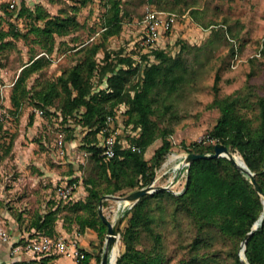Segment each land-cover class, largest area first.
<instances>
[{
	"label": "rangeland",
	"instance_id": "1",
	"mask_svg": "<svg viewBox=\"0 0 264 264\" xmlns=\"http://www.w3.org/2000/svg\"><path fill=\"white\" fill-rule=\"evenodd\" d=\"M120 1L121 30L105 36L107 0H0V35L3 34L0 38V225L8 231L26 229L37 214L56 206L57 223L71 229L77 224L75 213L88 214L72 208V203L86 200L88 186L84 178L96 176L93 162L83 155L84 142L92 140L93 134L80 123L79 115L63 118L59 98L54 99L48 110L30 98H24L18 109L12 105L13 83L31 58L46 59L40 69L25 79L26 87L33 90L82 60L87 49L97 43L99 50L94 57L99 64L104 62L105 52L111 53L115 60L118 56H132L138 69L126 83L131 88L140 79L143 66L154 59L139 43L146 8L176 13V23L163 33L157 46L171 55L181 53L186 79L176 92L155 103L158 110L152 118L170 131L173 145L150 181L154 185L169 184L173 190L182 189L185 183L186 168L182 160L188 153L187 147L202 139L214 142L207 139V132L220 115L215 98L234 97L242 113L251 117L258 114L256 100L264 96V0ZM38 6L50 15H74L78 21L68 34L56 36L51 52L45 51L34 32L28 31L31 18L25 8ZM11 31L20 35L14 37ZM183 43L186 47L182 49ZM216 77L217 90L213 86ZM106 79L107 74L93 77V91L106 87ZM39 109L44 112L39 114ZM160 143L161 137L147 147L146 159L150 160ZM180 161L183 166L176 167L175 163ZM98 179V185L103 187L105 181L102 177ZM64 185H74L70 198L57 193L58 187ZM135 189L124 187L102 196H125ZM130 207L131 203L124 206V200L115 197L104 198L102 203V210L111 221L122 214L118 231L124 229L127 217L123 218V214ZM152 213L155 230L161 233L160 246L153 248V238L144 231L135 248L146 255L148 251L158 250L161 261L152 264H193L190 261L193 252L187 244L192 233L186 219L173 218L165 204L163 209L154 206ZM93 235L82 233L87 243L84 249L92 251L94 257L102 256L105 236L101 241ZM203 237L206 243L198 256L208 258L200 264H234V253L239 254L242 241L225 237L215 229L205 231ZM118 243L120 256L125 251L120 231ZM94 257L92 264H99ZM66 263L67 259L58 264Z\"/></svg>",
	"mask_w": 264,
	"mask_h": 264
},
{
	"label": "trees",
	"instance_id": "2",
	"mask_svg": "<svg viewBox=\"0 0 264 264\" xmlns=\"http://www.w3.org/2000/svg\"><path fill=\"white\" fill-rule=\"evenodd\" d=\"M107 4L109 13L104 21L105 36L118 33L122 26L121 1L107 0ZM25 11L31 18L28 31L37 35V41L47 52L52 51L56 36L68 34L78 25L74 15H50L40 6L34 9L27 7ZM11 34L16 37L20 32L11 31ZM2 37L3 34L0 35ZM185 47L183 43L181 48ZM98 50L99 44H92L82 60L33 90L26 87L25 79L29 73L40 69L46 59L42 56L31 58L28 64L22 66L13 83L10 98L16 109L24 98H30L34 104L48 110L54 99L59 98V109L65 120L79 115L80 123L93 134L92 140L84 142V152H87L85 158L93 162V172L96 174L84 178L88 186L86 200L72 203V208L88 211L87 215L75 213L77 224L72 225L71 229L65 227L64 223L58 224V206L50 207L37 214L26 229L18 230V241L61 234L59 226L68 235L92 229L103 241L107 226L97 212L102 194L114 193L124 187L140 188L150 183L173 145L170 131L161 128L152 114L158 110L155 103L176 92L186 79L187 70L181 53L171 55L158 46L146 50L154 59L143 66L140 79L127 88V81L138 69L132 56H118L115 60L111 53L105 52L104 62L99 64L94 57ZM99 74H107V85L93 91L92 78ZM217 82L218 77L213 85L216 90ZM214 102L219 106L220 115L207 132V139H214V142H206V139L193 141L187 151L211 152L215 143H224L231 152L241 155L248 168L254 172L255 180L264 194V96L257 98L258 114L253 117L239 110L238 99L234 97L215 98ZM118 110L123 118L115 155L105 158L99 154V131L105 124L106 115L117 113ZM159 137L161 143L154 149L150 160L146 159L144 154L147 147ZM100 177L105 181L103 187L97 183ZM263 199L256 185L250 181V175L227 157L194 159L188 166L182 192L155 190L141 196L124 211L123 218L127 217V223L119 231L125 251L117 257L116 264H127L133 260L136 261L133 264L161 261L162 255L158 250L154 253L148 251L146 255L135 248V242L144 231L153 238V248L160 246L161 233L154 227V206L163 209L165 204L173 218L179 216L186 219L191 227L188 231L192 233V238L187 242L189 250L193 252L190 261L200 264L206 263L208 258L198 256L199 249L206 243L204 232L215 229L225 237L242 241L263 214ZM83 250L85 256L81 264H92L93 252ZM244 253L249 264H264V217L246 237ZM51 254L56 253L34 254L27 262L13 264H48L46 260ZM94 258L99 263L101 255ZM234 264H242L237 251L234 253Z\"/></svg>",
	"mask_w": 264,
	"mask_h": 264
},
{
	"label": "built area",
	"instance_id": "3",
	"mask_svg": "<svg viewBox=\"0 0 264 264\" xmlns=\"http://www.w3.org/2000/svg\"><path fill=\"white\" fill-rule=\"evenodd\" d=\"M14 6V3H10ZM185 16V14L183 15ZM177 14L173 12H164L162 10H156L146 8L144 16L141 19L142 23V35L140 37V45L143 49L149 50L156 47L158 39L162 33L169 30L177 20ZM39 114L43 113L42 109L38 110ZM121 111L117 113L107 114L105 124L99 131L101 150L99 154L105 158H110L115 155V145L117 143V137L121 132ZM214 141V139H210ZM59 147H61V140H59ZM132 148H136L132 146ZM139 149V148H137ZM63 153V150L60 149ZM86 156L87 152H83ZM184 157V156H183ZM186 168V164L183 163ZM182 165V166H183ZM185 177L187 169H185ZM184 188V186H183ZM182 188V189H183ZM74 185H64L58 187L57 193L63 198H70L73 195ZM182 189L175 190L177 193L182 192ZM79 232H75L71 236L65 234H56L53 236L42 235L37 239H25L23 241L12 240L5 226L0 225V239L8 242L10 252H26L31 255L40 253H56L58 255L70 256L73 260V264H81L85 256L84 248L79 244Z\"/></svg>",
	"mask_w": 264,
	"mask_h": 264
},
{
	"label": "water",
	"instance_id": "4",
	"mask_svg": "<svg viewBox=\"0 0 264 264\" xmlns=\"http://www.w3.org/2000/svg\"><path fill=\"white\" fill-rule=\"evenodd\" d=\"M218 156L227 157L239 169H241L245 173L249 174L250 175V181L256 185L257 191L261 195H263V197H264V194H263L261 188L258 186V184L255 180L254 172L248 168V166L244 160H242V163L237 162V160L233 157L232 152L228 149L227 145H225L224 143H221V142L215 143L214 149L211 152H201V153H199V152H188L184 155L182 162L186 164V169L188 171V166L194 159L212 158V157H218ZM159 189L170 190V191L177 193V191L170 188L169 184L168 185H154V183L151 182V183H148L147 185H144L140 188H137V189L129 192L125 196H120V195L113 196L110 194H105L101 197V199L99 200L98 213H99L100 217L102 218V220L104 221V223L106 224L107 229H106V235H105V247L103 249L99 264H109L108 248L111 244H113L117 240V237L119 236L118 227H119V224L121 221V216H122V214H120L114 221H111L104 214V212L102 210L103 199L109 198V197H115L120 201L125 200L128 203H131V206H132L141 196H143L147 193L153 192L155 190H159ZM183 189H182V191H183ZM263 202H264V199H263ZM263 217H264V212L259 217V219L254 222L253 226L251 227V230L246 234V237L249 234H251L252 231L258 227V225H259L260 221L263 219ZM246 237L241 242V248H240V252H239V256H240L242 264H249L248 261L246 260L245 253H244Z\"/></svg>",
	"mask_w": 264,
	"mask_h": 264
},
{
	"label": "crops",
	"instance_id": "5",
	"mask_svg": "<svg viewBox=\"0 0 264 264\" xmlns=\"http://www.w3.org/2000/svg\"><path fill=\"white\" fill-rule=\"evenodd\" d=\"M177 21V20H176ZM176 23V22H175ZM174 23V24H175ZM163 37V33L160 35L159 39H158V44H160L162 42V38ZM59 231L61 233H64L67 236H71L68 235V233L61 227L59 226ZM85 232H87V234L89 235H96V232L92 229H86ZM9 235L11 236L12 240H18L19 238V232L15 229L14 231H12L10 229V231H8ZM93 235V237L95 236ZM79 244L85 248L86 247V239L82 236V233H79ZM31 254L26 253V252H15V253H11L10 252V247L8 242L3 241L0 239V264H13L14 262H19V261H29L30 259H32ZM67 259V263L66 264H73V260L70 256H66V255H58V254H51V256H49L47 258V263L48 264H58L59 261H63Z\"/></svg>",
	"mask_w": 264,
	"mask_h": 264
},
{
	"label": "bare ground",
	"instance_id": "6",
	"mask_svg": "<svg viewBox=\"0 0 264 264\" xmlns=\"http://www.w3.org/2000/svg\"><path fill=\"white\" fill-rule=\"evenodd\" d=\"M233 157L237 160V162L242 163V157L241 155L238 154V152H232ZM172 156V155H171ZM173 158V157H172ZM176 167H180L181 165V161L178 163H175ZM175 167V168H176ZM120 203V202H119ZM126 204H128L127 201L124 200V206H126ZM121 205V204H120ZM108 252H109V264H116L117 261V257L119 254V243H118V237L117 240L111 244L108 248Z\"/></svg>",
	"mask_w": 264,
	"mask_h": 264
}]
</instances>
